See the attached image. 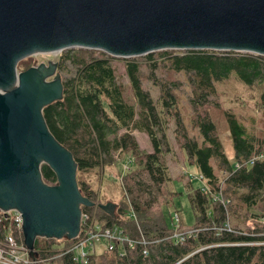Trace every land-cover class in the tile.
Returning <instances> with one entry per match:
<instances>
[{
  "label": "trees",
  "instance_id": "obj_1",
  "mask_svg": "<svg viewBox=\"0 0 264 264\" xmlns=\"http://www.w3.org/2000/svg\"><path fill=\"white\" fill-rule=\"evenodd\" d=\"M115 58L97 49L61 52L58 71L64 95L43 110L54 136L72 151L78 172L111 166L122 155L134 158L135 168L121 181L125 206L119 213L108 214L98 206H82V210L95 215L104 228L119 225L132 237L144 236L149 254L143 253L141 245H126L122 253L118 248H99L87 264H264V210L239 212L240 203L251 209V203L259 205L263 200L264 144L259 145L258 138L248 132L223 93L217 100L219 86L232 80L247 86L252 98H264V55L168 49L121 58L129 88L117 74ZM182 77L192 86L190 98ZM212 111L221 117L216 119ZM135 130L148 135L152 151L141 147ZM225 130L234 144L233 163L221 139ZM178 151L184 163L197 167L212 190V194L205 193L187 179L196 220L189 226L182 222L181 229H196V234L182 243L172 237L162 207L172 204L178 194L167 190L173 178L169 160ZM218 165L227 170L226 176L219 174ZM42 175L48 184L57 182L56 173L46 163ZM78 183L84 196L104 203L91 183ZM240 218L244 226L236 221ZM14 234L18 242L23 241L21 233L15 230ZM4 235L0 224V242ZM63 239L38 237L37 256L50 258V262L59 259L62 264H81L62 255L60 250L74 242Z\"/></svg>",
  "mask_w": 264,
  "mask_h": 264
},
{
  "label": "water",
  "instance_id": "obj_2",
  "mask_svg": "<svg viewBox=\"0 0 264 264\" xmlns=\"http://www.w3.org/2000/svg\"><path fill=\"white\" fill-rule=\"evenodd\" d=\"M71 48L130 58L159 50H229L264 55V0H0V209L23 214L24 243L74 239L82 206L114 214L78 183L72 151L50 130L43 110L61 100L58 62L19 70L37 53ZM57 175L48 184L42 164Z\"/></svg>",
  "mask_w": 264,
  "mask_h": 264
},
{
  "label": "rangeland",
  "instance_id": "obj_3",
  "mask_svg": "<svg viewBox=\"0 0 264 264\" xmlns=\"http://www.w3.org/2000/svg\"><path fill=\"white\" fill-rule=\"evenodd\" d=\"M63 51L64 50L53 53H37L26 57L25 59L21 60V64L19 63V70L25 69L28 64L33 62L35 63V65H38L41 62H45L47 64L50 61L58 62L59 55ZM216 51L231 52L229 50ZM235 52L245 53L241 51ZM121 58L123 57H116L113 60L114 66L117 69V74L120 77L124 78L126 88H129V83L127 81L128 79L125 73V61ZM182 80L185 94L188 98H190V94L192 93V86L187 82L185 77H182ZM222 93L226 96L227 100L229 101L228 104L235 107L236 114L246 124L248 132L258 138V140L260 141L259 145L264 144V108H261L258 105L262 104L264 106V98H262L261 95H259L257 98H252V91L238 80H232L228 83L220 85L219 99L217 100L220 101ZM155 96H157V93L155 94ZM212 112L216 119L221 117L218 111ZM134 134L143 149L147 151L153 150L151 141L146 133L141 132L139 130H135ZM221 139L224 145V149L228 157L230 158L231 163H233L235 161V149L229 131L225 130L224 132H222ZM125 157L126 156L122 155V157L118 158L117 163L111 166L108 165L103 169L99 167L89 171L78 172L77 175L78 180H84L92 184V187L98 191L99 197L101 198L102 202H113L116 204L113 215L119 213L118 210L121 206H125L123 203V201L125 200V195L120 180L121 175H118L117 171L119 170L121 173H124L129 168V171H132L135 168L134 158L132 157V162L125 163ZM169 162L170 174L173 178L171 179L172 183L167 187V190H176L178 194L175 196L174 202L172 204H163L162 207L165 220L170 226V228H173L182 222L188 226L193 225L196 220V214L190 203V190L186 185V182L187 179L190 178L193 182V187L198 188L204 187L206 185L205 180H201L200 172L198 171L197 167L189 164L187 161H185V163L182 161L180 151H178L177 154L169 160ZM217 167L219 169V174L222 177L226 176L225 171L227 170H225L219 165ZM173 194L174 193H172V195ZM261 197L263 198V200L259 203V205L251 203V209L247 208L245 204L240 203V214L243 215L251 214V212H262V210H264V191L261 193ZM258 207H261L263 209L257 210ZM236 221L239 223L240 226L245 225V222L243 223V218H240V220ZM248 224L252 226L253 223L252 221H249ZM48 264H62V262L61 260L56 259Z\"/></svg>",
  "mask_w": 264,
  "mask_h": 264
},
{
  "label": "built area",
  "instance_id": "obj_4",
  "mask_svg": "<svg viewBox=\"0 0 264 264\" xmlns=\"http://www.w3.org/2000/svg\"><path fill=\"white\" fill-rule=\"evenodd\" d=\"M130 162H132V157L127 156L125 158V163ZM237 165L239 167L241 166L240 163H237ZM129 170L130 168L126 172ZM126 172L122 173L120 176L121 181ZM200 178L201 180H205L201 174ZM205 183L206 185L201 187V189L205 193L212 194L211 187L206 180ZM23 223V215L20 211L11 209L6 212L0 209V224L5 230L3 242H0V264L50 263V258L32 257L30 255V249L24 243V237L22 242L16 240L14 231H18L23 236ZM226 227L229 231L231 230L229 225ZM172 230V237L175 239L176 243H182L187 237L196 234V229H181V223L173 227ZM73 240L74 242L72 244L64 247L60 252H62V255H70L74 261L81 264H87L90 256L99 248L109 251L118 248L122 253L125 252L126 245L130 247L141 245L143 247V253L146 256L149 254V250L146 246L149 241L144 236L139 238L132 237L119 225H112L104 228L99 219L90 213H82L81 229Z\"/></svg>",
  "mask_w": 264,
  "mask_h": 264
},
{
  "label": "flooded vegetation",
  "instance_id": "obj_5",
  "mask_svg": "<svg viewBox=\"0 0 264 264\" xmlns=\"http://www.w3.org/2000/svg\"><path fill=\"white\" fill-rule=\"evenodd\" d=\"M36 64H37V63H36ZM32 65H35V63H33ZM32 65H30V66H32ZM30 66H29V67H30ZM29 67H28V68H29ZM26 69H27V68H25V69H22V70H26Z\"/></svg>",
  "mask_w": 264,
  "mask_h": 264
},
{
  "label": "bare ground",
  "instance_id": "obj_6",
  "mask_svg": "<svg viewBox=\"0 0 264 264\" xmlns=\"http://www.w3.org/2000/svg\"><path fill=\"white\" fill-rule=\"evenodd\" d=\"M23 215V214H22ZM23 229H24V223H23ZM27 246V245H26ZM31 255V254H30Z\"/></svg>",
  "mask_w": 264,
  "mask_h": 264
},
{
  "label": "clouds",
  "instance_id": "obj_7",
  "mask_svg": "<svg viewBox=\"0 0 264 264\" xmlns=\"http://www.w3.org/2000/svg\"><path fill=\"white\" fill-rule=\"evenodd\" d=\"M126 157H127V156H126ZM126 157H125V158H126ZM131 157H132V156H131ZM128 172H129V171H128ZM126 173H127V172H126ZM121 175H122V174H121Z\"/></svg>",
  "mask_w": 264,
  "mask_h": 264
}]
</instances>
